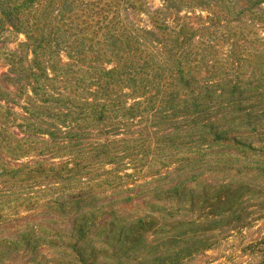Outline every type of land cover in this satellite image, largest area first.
<instances>
[{
  "label": "trees",
  "instance_id": "obj_1",
  "mask_svg": "<svg viewBox=\"0 0 264 264\" xmlns=\"http://www.w3.org/2000/svg\"><path fill=\"white\" fill-rule=\"evenodd\" d=\"M244 197L264 0H0V264H182Z\"/></svg>",
  "mask_w": 264,
  "mask_h": 264
},
{
  "label": "rangeland",
  "instance_id": "obj_2",
  "mask_svg": "<svg viewBox=\"0 0 264 264\" xmlns=\"http://www.w3.org/2000/svg\"><path fill=\"white\" fill-rule=\"evenodd\" d=\"M20 39H24L21 35ZM16 39L11 46H16ZM243 198V207H249L243 215V227L236 230L217 228L208 235L214 237L215 246L192 254L182 264H264V208L258 200ZM258 205V206H256ZM41 209L22 211L20 217L39 214Z\"/></svg>",
  "mask_w": 264,
  "mask_h": 264
}]
</instances>
